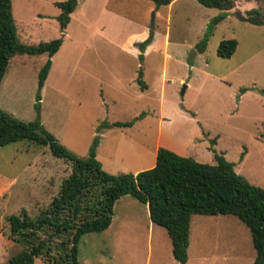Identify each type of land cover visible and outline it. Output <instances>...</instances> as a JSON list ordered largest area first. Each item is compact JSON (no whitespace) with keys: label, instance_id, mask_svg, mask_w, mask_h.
Returning <instances> with one entry per match:
<instances>
[{"label":"rangeland","instance_id":"1","mask_svg":"<svg viewBox=\"0 0 264 264\" xmlns=\"http://www.w3.org/2000/svg\"><path fill=\"white\" fill-rule=\"evenodd\" d=\"M63 1L11 0L19 42L37 45L60 37L55 3ZM233 3L211 26L223 12L196 0H174L157 10L149 0H77L40 91L42 126L77 159H86L95 141L96 159L111 175L149 169L156 150L164 148L208 165L222 155L238 175L264 189V26L234 15L256 9L264 16V0ZM150 32L140 59L134 44ZM227 40L237 46L231 57L221 58L218 47ZM45 61V55L10 59L0 84L1 110L23 122L37 118L33 105ZM139 70L145 89L136 82ZM132 121L131 127L111 126ZM71 169L47 146L18 141L0 147V264L20 251L8 238V217L21 210L40 215ZM191 219L186 264H252L250 234L236 217ZM170 246L147 207L124 196L105 231L82 235L78 260L178 264Z\"/></svg>","mask_w":264,"mask_h":264},{"label":"trees","instance_id":"2","mask_svg":"<svg viewBox=\"0 0 264 264\" xmlns=\"http://www.w3.org/2000/svg\"><path fill=\"white\" fill-rule=\"evenodd\" d=\"M149 1L157 10L174 0ZM196 1L204 7L223 12L212 20L211 26L224 19L227 11L234 7L233 0ZM55 5L60 10L57 17L60 37L37 45H24L17 38L11 0H0V84L13 56H46L38 73L33 105L37 118L23 122L0 109V147L26 141L39 147L47 146L54 157L72 164L58 195L40 215L32 218L21 210L20 215L8 217V238L20 247L8 263L36 264L37 259H43L46 264H81L78 244L82 235L105 231L111 224L115 202L130 196L147 206L152 224L165 230L171 243V255L178 264L187 263L189 225L193 215L236 217L250 234L255 252L252 264H264V189L251 185L238 175L234 164L222 155H216L215 164L208 165L158 148L152 168L136 174L111 175L96 159L95 141L88 157L77 159L42 126L39 120L40 91L51 67V58L62 44L63 33L77 7V0H65ZM234 15L241 22L264 26V16L256 9L244 14L236 11ZM208 31L196 46L199 52L205 49ZM151 41L152 32L143 42L134 44L140 51V59ZM236 46L235 40L222 41L217 54L221 58H229ZM136 82L145 89L140 70ZM132 124L133 121L114 122L111 126L122 128Z\"/></svg>","mask_w":264,"mask_h":264},{"label":"crops","instance_id":"3","mask_svg":"<svg viewBox=\"0 0 264 264\" xmlns=\"http://www.w3.org/2000/svg\"><path fill=\"white\" fill-rule=\"evenodd\" d=\"M168 6H169V5H168ZM100 136H101V135H100ZM97 146H98V145H97ZM156 151H157V150H156ZM155 156H156V152H155ZM154 164H155V162L152 163L151 166H150L149 168H152V167L154 166ZM145 170H146V169H145ZM140 171H142V169L137 168L133 174H136V173H138V172H140ZM145 206H146V205H145ZM146 207H147V206H146ZM148 217H149V216H148ZM190 224L192 225V219H191V221H190ZM190 244H191V238H190V225H189V245H188V248H189ZM188 248H187V251H188ZM170 249H171V246H170ZM187 262H188V254H187Z\"/></svg>","mask_w":264,"mask_h":264},{"label":"water","instance_id":"4","mask_svg":"<svg viewBox=\"0 0 264 264\" xmlns=\"http://www.w3.org/2000/svg\"><path fill=\"white\" fill-rule=\"evenodd\" d=\"M184 89H185V86H184L183 89H182V93L184 92Z\"/></svg>","mask_w":264,"mask_h":264}]
</instances>
